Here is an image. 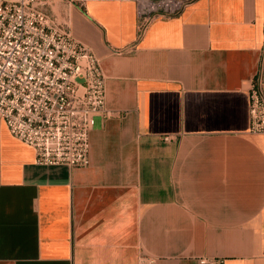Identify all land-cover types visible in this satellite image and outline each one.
Here are the masks:
<instances>
[{
  "label": "crops",
  "instance_id": "obj_1",
  "mask_svg": "<svg viewBox=\"0 0 264 264\" xmlns=\"http://www.w3.org/2000/svg\"><path fill=\"white\" fill-rule=\"evenodd\" d=\"M51 9L100 59L108 115L83 167L37 164L0 119V264H264V0H194L140 39L135 0Z\"/></svg>",
  "mask_w": 264,
  "mask_h": 264
},
{
  "label": "built area",
  "instance_id": "obj_2",
  "mask_svg": "<svg viewBox=\"0 0 264 264\" xmlns=\"http://www.w3.org/2000/svg\"><path fill=\"white\" fill-rule=\"evenodd\" d=\"M54 1L0 0V119L34 148L37 164L83 167L95 117L108 115L106 77L93 49L47 11ZM193 1L135 0L138 39L154 19L177 16ZM249 97V131L264 133V47ZM138 264L156 259L142 256Z\"/></svg>",
  "mask_w": 264,
  "mask_h": 264
},
{
  "label": "rangeland",
  "instance_id": "obj_3",
  "mask_svg": "<svg viewBox=\"0 0 264 264\" xmlns=\"http://www.w3.org/2000/svg\"><path fill=\"white\" fill-rule=\"evenodd\" d=\"M56 1H57V0H55V1L52 3V5L48 7V12H49V13H52V12H51V11H52L51 8H52V6L55 5Z\"/></svg>",
  "mask_w": 264,
  "mask_h": 264
}]
</instances>
